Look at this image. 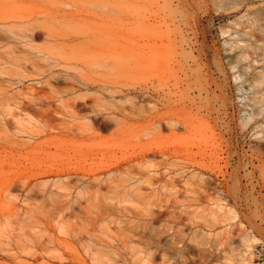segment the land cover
<instances>
[{
    "label": "rangeland",
    "instance_id": "374dc122",
    "mask_svg": "<svg viewBox=\"0 0 264 264\" xmlns=\"http://www.w3.org/2000/svg\"><path fill=\"white\" fill-rule=\"evenodd\" d=\"M121 1L0 0V264H264L256 135L252 124L241 128L253 90L235 79L246 63L231 68L225 44L254 41L242 36L248 28L225 36L221 28L244 11L211 10L203 25L229 126L203 112L186 129L157 132L141 114L145 73L127 40L139 29ZM28 30L38 33L32 46ZM209 177L223 184L212 203L222 200L239 220L208 219Z\"/></svg>",
    "mask_w": 264,
    "mask_h": 264
},
{
    "label": "bare ground",
    "instance_id": "6f19581e",
    "mask_svg": "<svg viewBox=\"0 0 264 264\" xmlns=\"http://www.w3.org/2000/svg\"><path fill=\"white\" fill-rule=\"evenodd\" d=\"M140 1L141 4H143V5L139 4L141 5V7L135 6V4L132 5L133 0H128L127 2V4L129 3L127 5L129 6L128 9H130V11L128 10L129 26L130 28L131 27L134 28L133 26H136L137 27L136 29L137 30L139 29L137 31V33L139 32L138 34L139 37L137 40L136 38H134L135 37L133 33L134 29L132 30L130 29L129 32L131 31L132 32L129 33L130 36L128 37L127 40L129 41L128 43L131 49L130 50L131 60L139 61L145 73V81L143 83L144 85L140 89L143 92L141 97L145 101V103H143L145 106L142 105V107L144 106L145 108L141 107V111L144 110V112H141V114L142 115L145 114V116H143L144 117L143 120L149 125V128L146 126V123L145 125H143L142 123V125L143 128L144 126H146V128H144L145 130L148 128V130L152 129L153 131L154 129V131L157 130V132L158 130L160 131L162 129H167L171 133H174L176 130L178 131V129H180L181 127L186 129L188 124L193 119V118L191 119V114L194 113L197 115L196 117H198L199 116L198 114L203 112L206 113L205 116L208 115L209 118L212 114L218 115V117L214 118L213 120L215 124L220 123L223 125L224 128L225 126H229L224 123L225 121L222 117L224 114L227 115V113L225 112L226 109L225 101L227 102V98H225L224 100L223 97L224 94L220 93V91L223 92L224 89L221 88L222 90L219 91L220 87L219 84L216 83L217 79L214 80L215 78H213L214 76L212 75L214 74L212 73L213 65H215V67L216 66L219 67L218 62H215L217 55H213V60L211 61L210 58L211 47L210 48L208 47L209 45L207 44V37L203 25L205 22V18L210 14L211 10H216L215 12L218 11L216 14L221 12L222 16L225 15L236 16L241 14L242 11H244L242 16L236 18L233 22H229L232 23L230 26L227 24L228 26L225 25L221 27V28H225V31L223 30V34L222 33L221 34L224 36L225 34L228 35L232 29L236 30V27L248 28V30H246L248 32L244 33L243 31L242 36L247 37L249 38V40L251 39L254 41V43L251 44L242 41L243 42L241 45L242 47L237 42L231 43L232 41L225 42V44L231 46L230 52L232 51L235 52V56L231 58L232 61L229 60L231 61V64H233L231 68L236 69L238 66L242 65L243 63H246L245 66L241 68L239 76L237 75L238 77L235 78L238 82V80L240 79L241 81L242 77L244 76L246 81L247 80L249 81L250 87L253 90L252 96L250 97L252 111L248 114V117L244 118V120L242 121L243 126H241V128L244 127L246 129L251 124L252 126H254L256 136H254L255 138L253 139L256 140V143L253 147L254 148L253 156H254V161L257 163V166L255 168L259 172L258 182H262L264 184V6H263L264 3L259 4L257 6L255 3L256 0H143V1L139 0V2ZM133 6L136 8H134ZM141 8L142 11L139 12ZM132 10H136V11L134 12ZM0 29L7 30V28L2 25L0 26ZM28 32L31 34L24 36V39L28 40L27 46H32V43L38 36V33H35L34 30H28ZM259 44L261 45V47ZM222 61L220 62L221 64ZM255 65H259V66L261 65V67L256 68ZM250 70H252L253 73L249 75L248 72ZM235 79L234 81H236ZM82 81L84 83L81 84L87 87L88 84H86V82L88 81L92 82L93 80L84 79ZM93 82L95 83V81ZM87 91L90 92V90ZM218 91L222 96L217 94ZM40 95H42L41 92H39L36 96H32V98L35 99L37 96ZM85 96L86 95L75 97V102L78 98L85 100ZM72 105L74 108H76L75 104ZM80 106L86 107L87 104L84 103L83 105ZM157 108L158 109L166 108L168 109V111L169 110L170 111L168 112L165 109L166 114L162 113L161 115L160 109L158 110ZM152 111H154L156 115L153 113L154 116L148 114H147L148 116H146V113L152 114ZM158 111H160L159 112L160 115L158 114ZM188 115H190L189 116L190 121H187ZM195 127L196 126H194V128ZM214 128L215 126L213 127V129ZM152 131L150 132L153 134L154 132ZM220 133L218 135L219 137H220ZM222 138L221 140L224 139ZM165 154L161 153L162 158L165 157V159H167L166 158L167 156ZM158 157L160 158V156ZM182 162L184 163L183 160ZM213 178L212 177L206 178L205 181V187L208 195L207 199L209 200V202H211L212 206L214 207V208H210L209 210L210 214L208 216L209 217L208 219L215 224L224 223L226 221L229 222V221L239 220L236 212L231 211L233 209H229L230 207L226 208L227 206L224 207L223 205L220 204L221 202L219 203V201L222 200L215 197V202L213 201L212 203V199H211L212 194L218 196L220 195V192H222L223 189L222 188L223 184L220 182H215ZM200 179L202 178H199L198 180ZM231 202L233 203V201ZM234 202H236V200H234ZM255 202L257 203V201ZM255 202L253 203L255 204L253 208L254 207L256 208L257 213L254 210L256 215L254 214V212L250 213L252 214L251 217L253 218L254 215L258 216L262 221L263 218L261 219V217L257 214L258 213L260 214V212L263 209L261 207L262 210L260 211V209L258 208L259 205H257L259 204V202L257 204ZM261 213L263 215V212ZM226 217H228L227 218L228 220L225 219ZM251 217L248 220L250 222H252L250 220L252 219ZM221 218H223L224 220L222 219V221H220ZM246 218H248V216H246ZM263 222L264 221H262L261 223ZM249 237H252L250 233L244 235V238L246 239H248Z\"/></svg>",
    "mask_w": 264,
    "mask_h": 264
}]
</instances>
